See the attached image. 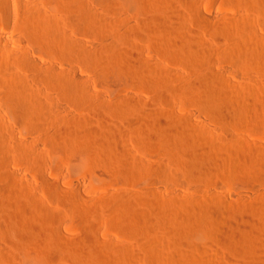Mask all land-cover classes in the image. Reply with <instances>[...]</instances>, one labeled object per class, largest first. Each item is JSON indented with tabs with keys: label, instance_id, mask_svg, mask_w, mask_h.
<instances>
[{
	"label": "rangeland",
	"instance_id": "374dc122",
	"mask_svg": "<svg viewBox=\"0 0 264 264\" xmlns=\"http://www.w3.org/2000/svg\"><path fill=\"white\" fill-rule=\"evenodd\" d=\"M169 1L170 0H165V1L164 0H159V1L157 0H119L120 3L118 5L120 8H118V10H120L121 12H119L118 14H116L115 12L117 9L115 11L112 9V13H111L110 11L111 8L109 9L108 7H106L103 4V0H84L83 1L87 5L86 8L87 9L89 8L92 10L90 12L89 10L87 11L90 14H93V15L95 14L96 16H98V18L101 21L103 20L104 23L107 22L110 25L111 24L113 25L112 22L115 21V24H114L115 27L113 26L115 29L112 27V25L108 27L107 26L108 24H105L106 26L104 25L103 27H101L102 31L103 29H105L104 30L105 33L101 34L100 33L101 31H99L98 33L95 32L97 33L95 37V33L91 32L92 35L94 34L92 36L90 34V30L87 27H85L80 33L74 34V36L75 37L79 36V38L80 36H82V39L81 38L80 39L82 40V42L86 41L83 43L85 47L89 49L90 51L93 47L90 45H95L96 47V45H98L99 42H102V40L105 44L106 42L108 43V41H104L103 39V38L106 39L107 36L110 35L106 31L111 30L113 32L115 30L114 32L118 33V39H119L118 44L120 45L121 43V46L116 47L114 53L116 56L119 55L118 53L122 49H117V48L122 47L123 48L122 51H124L123 53L125 54V50H126L127 56L126 54L124 55L120 53V55L122 54V56L119 55L118 57H116L117 58V60L115 59L116 62L114 60V62L112 63L114 66L111 64L110 66L107 67L109 71L106 67L100 68L98 70L99 67H96L95 64H92V62L89 59H86L87 61L85 60L88 64H86L85 61L83 62V65L84 64L85 65L82 68L84 69L81 68L82 71L79 70L77 74H79L81 78L83 77L82 79H84L86 83L89 84L88 86L90 87L89 88L87 86L88 90H90L89 91L90 94L88 93L87 95H90L91 97L86 96L84 98L85 100L81 98L82 100L77 99L78 102L75 99L74 101L66 100L68 101L66 102L65 100L62 99V97L60 98L59 94L58 95L56 94L57 92L55 93V91L51 89H48V90L46 89L44 90L45 92L42 90V93H44L43 95L44 96L47 95L46 97H48L49 99L58 98L57 101L60 106L59 107V117L62 121L56 117L57 120L59 119L58 121L56 120L59 124L58 123L55 124L56 121L54 122L56 129L61 128L58 130L60 131L63 130L62 132L64 133L72 132V130L74 131L77 130L79 135L81 133L83 134V135L81 134L82 135L81 137L79 136L80 137L79 141L73 142L71 140L70 142V139L69 140L67 138L64 139L63 140L64 149H62V151L61 149L57 150V148H55L52 144L49 145L50 142H47L49 140L45 137L43 133L28 134L30 132H28L25 128L20 127L18 129L13 124V115H12L13 113L11 111L13 110L12 108L13 106L8 101L6 103H2V101L3 102L6 101V99L4 98L6 94V90L2 85H0L2 87V88L0 87L2 89V90L0 89V128L3 127V129L1 128L2 131L0 129V132L3 135V138L5 136V139L3 140H6V141L8 140L7 141L8 143L6 141H3L5 145L4 144L0 145L2 148V150L0 149L1 150L0 157L2 158V160L1 158L0 160L3 161V163L1 162L2 165L0 164V179H1L0 186L2 185L7 186V187L5 186L7 188L6 189L7 194L10 192V195H12L10 196L11 199L13 198L14 195L12 194L13 191L11 188H9V186L13 188L16 182L18 184V185L16 184V186H18V189L21 187L22 184L27 186L26 187L22 185V187H24L23 188L24 192H26L25 194L26 197L24 196V197H21L20 199V202L22 201V203L16 202L15 204L10 206L12 208L8 207L7 205V208H8L7 210L10 212L14 220L17 230L19 231V235H22V237L27 238L31 230L34 231L33 229L35 226L37 229L41 231L43 230L42 234L46 235L45 236L46 238L41 239V237H39V238L33 239L34 241L31 240V243L28 242L29 243L28 245L26 243L25 246L26 245L27 246L24 247L23 250H20L15 247V243H16L15 236H13L5 228H4L5 231H3L2 229L3 226H2V228L0 229L1 232L3 231L2 234L0 232V241H1L0 242V264H119V263L120 264H136V263L137 264H164V263L172 264L170 262L171 259L170 260L168 259L172 257L173 253L176 254L179 251L177 250V248L181 249L182 247H184L187 249L189 245V241H190L189 238H191L187 234V230L188 232H190V223H191L190 221L192 219H190L189 221L190 223H189L188 222L189 218L186 220L187 216L186 214H184V211L181 209V207H179V205L177 204L172 205V202H175V201L178 202L177 198L179 199L181 197L182 199L183 197L191 198L196 203L194 204V206L195 205L196 206L195 207L193 206V207L196 208L198 206V208L194 210L198 212L197 210L200 209L198 213H200L201 216L203 215L202 217L209 216L208 217L209 220L210 219L212 220V216H213L214 220L212 221H216L215 214L217 212L218 213L225 212L224 214L219 215L224 220V221L221 220L219 224H220V227H222L221 231L225 230L224 232L226 233L228 232L231 233L234 230V228L235 230L238 229V226L241 227L243 223L247 222L248 220L252 221V218H255V217H252L253 214H256V212L259 214L261 212L259 210L264 209V200H263L264 199V158L259 157V156H263L264 154V118H263L264 117L263 116L264 114L263 113L264 112V99H263V96H264V89H263L264 88V84H263L264 67H261L264 64L260 63L263 65L259 66L260 64H258V62L257 63L255 62L256 65L252 63L251 65L248 64L247 66H243V68L237 67L235 65L236 63L233 62L234 59L232 57L229 58L228 54L226 55L227 52L225 53L223 51L224 50L223 48H225L226 50V46L229 43L231 44V46H233V42H235L238 39L236 37H239L241 32L245 35V32H243L245 30H241L242 27L238 25V23L243 20L249 21V23L251 22L253 24L252 27H255L256 29L252 28L251 32L253 31V33H250V34H253V37H256V38L258 37V39L260 37L259 40L261 43L262 41L261 39L264 38V17H263L264 16L263 15L264 14L263 12L264 11V2H263L264 0H262V3H261V0H252L254 1L252 2L253 6L250 5L251 1L249 0H175L176 2L174 0H171L170 2ZM55 2H56L55 0H44V3L43 5L40 6L39 10L45 11L46 15L50 13L51 15L56 14L54 15V17L55 16L58 17L62 14V12L57 2L56 3ZM174 2L175 4L173 5ZM27 3H29L28 0H4L0 2V37H1L0 39H2L3 41H5L6 43L10 45L13 41L18 39L19 35L21 37H24V39L26 38L23 31L21 30L22 28H24L23 27L24 25H21V23L23 22L25 23L24 15L26 13L25 6L27 5ZM154 3L156 6L154 5ZM159 4H161L162 6ZM121 7H123V9ZM138 7L140 10L138 9ZM144 8H146V10ZM113 11L115 12L116 15L114 14ZM100 15H101V18H100ZM162 15L164 17V20L167 18L166 19L167 21H164L162 19ZM52 16H48V17H52ZM168 16H170V18ZM183 16H185L184 17L185 21H183L184 20ZM116 17H119L120 19L118 20V18ZM241 17H243L242 18L243 20L241 19ZM214 18H217V19H214ZM104 19L106 21H104ZM116 19L118 20L117 23L119 25L116 23L117 21ZM169 19H172V20H169ZM121 20H123L122 26H121V23H119V21ZM252 20L254 23L252 22ZM169 21H172V22L169 23ZM124 24H127V25H124ZM137 24H139L138 25L139 30H138ZM156 24L158 26L161 25L163 28L161 26L157 27ZM166 24L168 26H166ZM147 26L148 27L152 26V27L148 28ZM181 26L184 28H182ZM153 28L155 29L158 28L157 30L159 34H156L157 30ZM170 28L173 30V32L171 31ZM20 30H21V34L19 32ZM87 30L89 33L87 32ZM160 30H162V32H160ZM165 30L171 34H168ZM85 31L88 35L83 33ZM128 31H132V32H128ZM163 31H165L166 34ZM174 31H177V32L174 33ZM237 33H238V36H236ZM242 33H241V36H243ZM122 34H124L125 36ZM144 34L145 35L148 34L147 35L148 38H146ZM177 34L178 35L182 34L183 36H185L186 39L188 36L189 41L190 40L192 41L191 44L193 43L192 44L193 46L196 43L195 47L200 46V45L201 46L205 45V47L211 46V48L213 46L214 47L220 46V48H222L223 50L220 48L219 50H217L218 48L216 49L215 47V49L219 53H215L214 48H212L210 52L208 51V53H210L209 54L210 58L209 56H207L206 58V61H207L206 63L208 65L207 67H205V69L204 67H202L201 69V66L197 65V63L195 65L193 61L191 63L189 56H187L189 54H187V52L183 50L182 47H179L180 49L177 47V43L182 44L179 38H177L178 37ZM173 35H177V37L175 36L176 38L174 39ZM141 36L142 37L144 36L143 39ZM165 36H166V39H163ZM250 36L247 35V37H250ZM150 37L153 38L154 40L153 39L151 40ZM202 38H204V40H202ZM235 38L236 40H234ZM155 39L158 42H154ZM176 39H178L179 42ZM25 40H29V39L26 38ZM95 40L98 42V44L96 43L94 44V42H96ZM175 40L177 41V43ZM230 40L232 41V43ZM171 42L173 43L175 42V43L171 44ZM27 44H28V47L31 48L30 50L33 51L34 55L41 53L39 54V56L41 57L43 55L41 57L42 59L45 58V60L47 59V61H52L53 63H55V60L50 53H48L45 50H44L45 52H43V50L40 49L35 44L32 45V42L30 40L29 42L27 41ZM261 45H264V39ZM261 47L259 45L258 48L261 49ZM262 48H264V46ZM176 49H178L180 53H178ZM116 51H117V54H116ZM130 51L131 52L134 51V52L130 54L131 53ZM175 51H177L176 54H175ZM184 52L186 53L184 54ZM134 54H137L138 56ZM136 56H137L136 58L137 60L135 59ZM119 57L120 58L122 57V59H120ZM130 57L132 59L134 58L133 59L134 61L130 59ZM118 59H120V61L122 60L123 62L121 61L122 62L121 63L120 61H118ZM125 60L127 63L124 62ZM140 60L141 62H139ZM131 62L133 63L132 65H134V62L136 63L134 67H137V64L139 65L140 63H143L145 66L143 68L149 69V70L147 69V71H150V69H152L150 68L152 65L154 71L161 73V74L159 73L160 75H158V77H160L161 75L163 76V74L165 73L164 78H162V76L161 78H159L161 79L160 81H162V79L164 81L161 82L162 84L160 82L158 84L157 80L155 79L156 77H154V75H157L158 73L153 72V70H152L153 73L148 72V74L150 73L153 74L152 76H150V78L148 77L149 75H146L147 71L144 69H143L144 71L143 74L145 75L141 74L140 70H139V74L138 72H135V73L134 71L131 72L130 68L129 70H128V67L126 68V66L131 64ZM145 62L146 63L148 62L149 64L147 68H146L147 65ZM88 65H90L92 68L90 66L88 67ZM155 65H157L158 67L160 66L159 68L161 69L157 68ZM227 65L229 67H227ZM120 66H123V67L121 68ZM233 66H235L236 68H233ZM245 68H249V69L246 70ZM235 69L238 70V73L236 71L234 72ZM239 69H242L244 73L242 71L239 72ZM204 71H205V75L208 74V71H212L214 73L218 72L219 74L222 75V77L224 75L225 78L224 77L223 78L226 79L227 82L228 81L230 82V83L226 82L227 85L230 84L229 88L233 87L232 92L236 93L234 95L237 98L235 96L232 97L233 95L232 92H231L232 98L230 97V95H227L230 97V98L228 97L226 98L229 100V103H228V100H226L225 98L221 97L224 99V100L223 99L221 100V98L219 97L220 102L224 101L223 107H224V114L226 113L225 117L227 115L229 116V117L227 116L228 118L226 117L228 120L226 119V121L224 122L216 121L212 116H210L206 112L203 113V111L196 105V103H194L192 99L190 101L189 97L186 98L185 96L186 99L184 98V95H183L184 88L189 83L193 82L194 79L196 81L197 79L204 77L205 76ZM237 74L240 76V78L238 77ZM149 79L152 82H153V79L156 81V82L155 81L153 82V84L155 83L154 85L157 84L156 87L155 86L153 87ZM242 81L245 84L241 83ZM260 82H262V84ZM235 83H236V88H235ZM253 84L255 86H253ZM239 87L240 88L242 87V88L240 89ZM178 89L181 91H179ZM256 92L258 93V96ZM1 93H2V96H1ZM124 97L125 98L127 97V99L131 97L129 101L133 103L135 100L136 103H133L127 106V108L125 109L126 113L123 112L124 113L123 115L120 111L121 105H122L120 103ZM97 98H100V99H97ZM95 99L99 101L97 102ZM188 99L191 103H189ZM247 99L249 100L248 102H251V103L249 104L247 102L246 108H245L246 113L245 111L243 112V114L242 112H240L241 115H239L240 114L239 107L241 106V103ZM258 101L260 102L258 103ZM65 102H66V105H65ZM71 102L73 103V105ZM75 104H76L75 106L76 108L74 107ZM258 104L261 108H259ZM118 105H120V107ZM109 106L112 108H110ZM25 107H23V109ZM259 111L260 113L262 112L261 114L262 118H260V116H258L259 118L257 117V115H259L258 113ZM102 112H104L105 114ZM119 112H120V115H119ZM228 112H230L229 113L230 115L228 114ZM255 112L257 113V115L255 114ZM249 113H250V117H249ZM103 115H106V116H103ZM98 116L102 118L100 117L98 118ZM131 116L133 117L131 118ZM238 116H239L240 121L237 120ZM231 117H232V120H231ZM86 118H87V121L85 120ZM243 118L244 120H241ZM81 119H84L86 122H88L87 124L85 123L88 126L85 127L86 130L82 129L79 131L80 127L78 128L77 126L79 125H76V123L79 124L78 121ZM53 120L55 119H52V121ZM84 120L79 121L80 124H82L81 122H83L84 124L85 122ZM137 120L138 121L140 120V121L138 122ZM260 120L261 122H259ZM89 122H92V123L90 124ZM145 122H147L148 124ZM129 123H130V127L128 125ZM52 124L50 123L49 126H51ZM70 125L76 126L77 129H72L75 127L71 126L72 127L71 128ZM96 126L100 127V128L98 127L100 131L99 129L96 130L97 129ZM105 126L107 127V129ZM87 130H89V132ZM114 130L116 132H114ZM107 132H109L111 135ZM11 133L14 135H11ZM94 133H96V136ZM98 133L101 134V136L99 137L101 139L99 140H101L100 144L102 145L95 146V144L93 145V143H95L96 138L100 135V134L97 135ZM104 133H105V136L103 135ZM8 135H10V139H13L15 143L13 140H9V137H7ZM43 135L44 137H42ZM86 135H89V136L86 137ZM207 136L208 138H206ZM38 137L39 139L41 137L39 141L40 143L38 142L39 140ZM90 137L92 138V140ZM81 138H84V139H81ZM25 140L33 144L35 143L37 144V142L39 143L38 149L42 151L41 153L43 154L42 156L43 159L41 158L42 161L35 159L33 163L32 162L27 163L28 161L20 154L19 149L16 144V142H24ZM87 140H89L90 142L89 141L87 142ZM204 140L206 141V143ZM10 141L11 142L13 141V142L11 143ZM74 143L76 144L74 145ZM90 145L91 146L93 145V148L98 147L95 149L94 153L91 151L92 148L89 147ZM240 150L242 151L238 152ZM256 150H260L259 151L260 153L256 154L257 152ZM86 151L88 153H86ZM187 151L190 154H188ZM190 151L191 152L193 151V152L191 153ZM203 152H205V154L203 155L204 158H208L207 161L210 164L209 166L210 169L208 170V172L199 174L196 177H192V176L185 177L183 178L184 181L182 179L180 182L179 181L176 182L175 177H173L174 172L172 170L175 169V165L177 167V164H178L177 161L191 160V158L187 157L188 155H191L190 157H193L195 156L196 153H199L200 155L201 153L203 154ZM207 153H208V156L206 155ZM61 154L63 156H61ZM92 154L94 155L91 156ZM97 154L99 157L97 156ZM186 154H188L186 156L187 159L186 157H184ZM202 154L200 156H202ZM89 155L91 156V158L89 157ZM237 157L239 158L242 157L241 159L242 161ZM21 158L23 159V161L21 160ZM24 159L26 161H24ZM237 160L241 163H238ZM12 173L14 177H16L15 176L16 174L17 176H19L21 180H19V178L16 177L14 180L15 181L16 179L18 180L16 182L12 181L13 178H10ZM7 176L8 178H6ZM170 176L172 177L170 178ZM9 180L11 182H9ZM20 181L23 182L21 185H19L18 183ZM56 183H57L56 186L61 188L63 191L62 190L58 191L55 189L54 184ZM76 190L80 193L82 198L80 197L78 198V196L77 198L76 197L73 198L74 196H72V198L75 199V200H72L71 198H69V195H67L66 193L69 192L71 196V193H75ZM21 191L23 192V190ZM21 191L20 193L23 196L24 192L22 193ZM35 198H36V201L34 200ZM32 199L34 200V202H32ZM115 199H116V202H114ZM38 200L40 202L39 204L37 202ZM125 201L127 204L131 206V210H132V211L130 210L131 213H129V210L127 211L126 208L121 207L123 206V203L126 204ZM109 203H111V205ZM120 203L122 205H119ZM225 203L226 205H222ZM238 203L240 205L244 204L243 207L245 206L246 208L244 209L246 210V214L243 209L241 210V208L235 211L233 210V206H235ZM33 204L36 205L35 206L36 208L34 207ZM114 204L116 205L114 206ZM258 204H260L261 206H259ZM24 205L27 207H24ZM117 206L119 207L116 208ZM176 206L179 208H177ZM120 207L121 209L123 208L122 210L124 214H122V211L119 210ZM159 207L161 208L163 207V209ZM170 207L172 209H170ZM224 207H225V210H224ZM37 208H39L38 210H36L37 212L39 211L38 214L35 213V211H33L34 209H37ZM116 209L118 210L115 212ZM124 209L126 211H124ZM230 209H232L233 212ZM112 210H114V212ZM162 210H165V212ZM173 210H175V212ZM249 210L252 212H250ZM0 211H2V209H0ZM149 211H150V214H149ZM202 211L204 214H202ZM132 212L135 214H133ZM159 212L164 213V214L166 212L167 213L166 215L161 214L159 216L160 214ZM177 212L179 214H177ZM137 213H138V216H136ZM142 213L151 218L150 219H147L149 217L145 218L146 216H144ZM247 213L248 214L251 213L250 214V216L252 215L251 218ZM1 214L2 212H0V215ZM31 214H32V217H31ZM183 214L185 216L184 221H183ZM244 214L248 216H245ZM55 215L56 217L54 218ZM139 215L140 217H144V218L142 219L139 218ZM223 215L225 216V218H223L224 217ZM226 215L228 216L226 217ZM145 219L147 220V223L143 221ZM140 221H142L143 223L142 222L140 223ZM182 221L186 222L187 224L189 223V225H184L186 223H183ZM195 221L196 220H194V222ZM241 221H242V225H240ZM91 222L92 224L93 223L94 224L92 225ZM194 222L191 223V225H193ZM202 222H204V220H202ZM179 224L181 225L183 229L180 228ZM154 226L155 227L157 226L156 230ZM186 227L188 228L186 229ZM217 227H219V225H217ZM53 230L55 231L53 232ZM263 231H264V228H263ZM260 234L261 235H257L259 236L256 241V243L258 242L256 244L258 246H255V247L256 249L258 247L260 248L258 249L260 251L258 253L256 252L257 255L261 252L262 253L259 254L261 256H256V258L258 259L261 257L262 258L261 260H264V253H263L264 251V236H263L264 232L263 233L261 232ZM174 235H175V238H173ZM183 236L184 238H182ZM147 237H149L148 240H147ZM93 238L95 239V242L92 240ZM193 238H191V240L195 241L193 243H195L197 249H200V253H202L200 256L199 253H197L199 250H197L196 256L197 257L199 256L201 260L203 259L204 264L205 262L207 264L208 261H209L208 264H227V262L228 264H231V263L237 264L236 263L237 261L239 264L241 261L246 259V258H241L244 256L245 252L247 254L248 250L251 252L252 249H254L252 253L254 251H257L255 250V247L253 246V244L251 245L250 243L249 245L248 242L246 243L249 246H247L245 242L243 243L240 242L243 244V246L242 244L241 246L238 244L240 247L238 248L241 251L239 249L230 251L223 245V243L221 244V241L219 242L220 239L219 240L215 239V236H214V239H211L213 238V236H208L206 238L202 236H198V237H195L194 239ZM170 247H173V248L171 249ZM182 250H185V249L182 248ZM166 251L169 253H167ZM242 251H244L243 255H240ZM239 252L241 253L239 254ZM166 253L167 255L165 256ZM120 258L122 259V261ZM259 261L260 260L258 259V263H260Z\"/></svg>",
	"mask_w": 264,
	"mask_h": 264
},
{
	"label": "bare ground",
	"instance_id": "6f19581e",
	"mask_svg": "<svg viewBox=\"0 0 264 264\" xmlns=\"http://www.w3.org/2000/svg\"><path fill=\"white\" fill-rule=\"evenodd\" d=\"M1 1H4V0H0V2ZM56 2H57V4L59 5V7H60V9H61V12H62V14L61 13H59V14H61L60 16H55L54 17V15H56V14H50L49 12V14H45V11H42V10H39V8H40V6L41 5H43V3H44V0H28V2L29 3H27V5L25 6V8H26V13H25V15H24V21H25V23L23 24V23H21V25H24L23 27L24 28H22L21 30L23 31V33H24V35L26 36V38H28L31 42H32V45L33 44H35V45H37L40 49H42L43 50V52H45V51H47L48 53H50L52 56H53V58H54V60H55V63H53L52 61H47V59L45 60V58H41L40 56H39V54H41V53H39V54H37V55H34V53H33V51L32 50H30L31 48H29L28 47V44H27V41L29 42V40H25L24 39V37H21L20 35H19V37H18V39H16L15 41H13L12 43H11V45L10 44H8V43H6L5 41H3L2 39H0V72H1V74H0V85H2L4 88H5V90H6V94L5 93H3V94H5V96H4V98L6 99V101L5 102H3L2 101V103H6L7 101L10 103V104H12V108H13V110H11L12 111V115H13V124L19 129L20 127H23V128H25L28 132H30V133H28V134H31V133H38V134H40V133H43L44 135H45V137L49 140V141H47V142H50V144L49 145H53L55 148H57V150L58 149H61V151H62V149H64V139H70V142H71V140L74 142V141H79V139H80V137L83 135L82 133V135L80 134L79 135V133H78V131L77 130H72V132H67V133H64V132H62L63 130H58V129H61V128H58V129H56V127H55V124L56 123H58L57 121L60 119V117H59V103H58V101H57V99H49L48 97H46L47 95H43L44 93H42V90L44 91V90H48V89H51V90H53V91H55V93L58 95H60V98L62 97V99L63 100H68V101H74V99L77 101V99H84L86 96H90V95H87L88 93H89V91L90 90H88V88H87V86L89 85V84H87L86 83V81L84 80V79H82L81 77H80V75L79 74H77V72L79 71V70H81V68L85 65H83V62L86 60V59H89L91 62H92V64H95V66L96 67H99L98 68V70L100 69V68H104V67H108V66H110L113 62H114V60L116 59L117 60V58L116 57H118L119 55H120V53H122V54H124L123 52L124 51H122L123 50V48L122 47H119V48H117V49H122L118 54L119 55H115V53H114V51H115V48L116 47H118V46H121V43H120V45L118 44V42H119V39H118V33H115L114 31L112 32L111 30L110 31H106V32H108V34H110L109 36H107V38L105 39V38H103L104 39V41H108V43L106 42V44L103 42V40H102V42H99V44H98V42L96 41V42H94V44L96 43V44H98V45H96V47H95V45H90V46H93L92 47V49H91V47H90V51H89V49H87L86 47H85V45H84V43L83 42H86V41H83L82 42V36H80V38H79V36L78 37H75L74 36V34H77V33H80L85 27H87L89 30H90V34H91V32H99V31H101L100 33L102 34H104L105 33V29H103V31H102V28L101 27H103L105 24H108L107 26L109 27V26H111L109 23H104L103 22V20L101 21L99 18H98V16H96L95 14L93 15V14H90L89 12L90 11H92L91 9H87L86 7H87V5L82 1V0H55ZM157 1H159V0H157ZM165 1V0H164ZM171 1V0H170ZM169 1V2H170ZM175 1V0H174ZM249 1H251V4L250 5H252V2H254V1H252V0H249ZM248 1V2H249ZM55 2V3H56ZM143 2V1H142ZM153 2V1H152ZM161 2H163V1H161ZM160 2V3H161ZM167 2V1H166ZM165 2V3H166ZM176 2V1H175ZM175 2L173 3V5L175 4ZM264 2V1H263ZM120 2H119V0H103V4L106 6V7H108L109 9H110V11H111V13H112V9L115 11L116 9V14H118L119 12H121L120 10H118V8H120L119 7V4ZM159 3V2H158ZM168 3V2H167ZM166 3V4H167ZM261 3H262V0H261ZM260 3V4H261ZM3 4V3H2ZM139 4V3H138ZM143 4V3H142ZM157 4V3H156ZM171 4V3H170ZM170 4H168V5H170ZM259 4V5H260ZM121 5V4H120ZM150 5V4H149ZM154 5H155V3H154ZM159 5H161V4H159ZM248 5V4H247ZM249 5V6H250ZM257 5V4H256ZM255 5V6H256ZM144 6V5H143ZM151 6V5H150ZM156 6V5H155ZM158 6V5H157ZM162 6V5H161ZM165 6V5H164ZM248 6V7H249ZM253 6V5H252ZM168 7V6H167ZM177 7H179V6H177ZM251 7V6H250ZM249 7V8H250ZM257 7V6H256ZM261 7V6H260ZM122 9H123V7H121ZM148 8V7H147ZM150 8V7H149ZM263 8V7H262ZM108 9V10H109ZM138 9H139V7H138ZM145 10H146V8H144ZM158 9V8H157ZM168 9V8H167ZM256 9V8H255ZM87 10H89V12L87 11ZM106 10V9H105ZM140 10V9H139ZM176 10V9H175ZM174 10V11H175ZM104 11V10H103ZM113 11V12H114ZM251 11V10H250ZM256 11V10H255ZM262 11V10H261ZM43 12V13H42ZM109 12V11H108ZM115 12H114V14H115ZM197 12V11H196ZM198 12H200V11H198ZM254 12V11H253ZM264 12V11H263ZM47 13V12H46ZM94 13V12H93ZM167 13V12H166ZM176 13V12H175ZM181 13V12H180ZM182 13H183V11H182ZM45 14V15H44ZM58 14V15H59ZM115 14V15H116ZM171 14V13H170ZM208 14V13H207ZM99 15V14H98ZM182 15V14H181ZM254 15V14H253ZM264 15V14H263ZM48 16H52V17H48ZM167 16V15H166ZM176 16V15H175ZM174 16V17H175ZM178 16V15H177ZM201 16V15H200ZM135 17V16H134ZM169 18H170V16H168ZM184 17L185 16H183V19H184ZM203 17V16H202ZM207 17V16H206ZM247 17V16H246ZM264 17V16H263ZM100 18H101V15H100ZM116 18H118V20L120 19L119 17H116ZM160 18V17H159ZM177 18V17H176ZM201 18V17H200ZM204 18V17H203ZM220 18V17H219ZM243 17H241V19H242ZM245 18V17H244ZM151 19V18H150ZM162 19L164 20V17H163V15H162ZM167 19V18H166ZM164 20V21H167V20ZM179 19H181V18H179ZM214 19H217V18H214ZM229 19V18H228ZM233 19V18H232ZM117 20V19H116ZM118 20L116 21V23L118 22ZM136 20V19H135ZM155 20V19H154ZM158 20V19H157ZM169 20H172V19H169ZM178 20V19H177ZM205 20V19H204ZM212 20V19H211ZM243 20V19H242ZM254 20V19H253ZM253 20H252V22H253ZM104 21H106L105 19H104ZM122 21L123 20H121V21H119V23H121V26H122ZM146 21V20H145ZM156 21V20H155ZM159 21H160V19H159ZM174 21H176V20H174ZM182 21V20H181ZM183 21H185V19L183 20ZM218 21V20H217ZM141 22V21H140ZM139 22V23H140ZM157 22V21H156ZM163 22V21H162ZM172 21H169V23H171ZM209 22V21H208ZM113 23V25H112V27L114 26V24H115V21L114 22H112ZM138 23V22H137ZM148 23V22H147ZM146 23V24H147ZM165 23V22H164ZM169 23H167V24H169ZM237 23V22H236ZM254 23V22H253ZM118 24V23H117ZM136 24V23H135ZM161 24V23H160ZM166 24V26H168ZM184 24V23H183ZM211 24V23H210ZM218 24V23H217ZM232 24V23H231ZM263 24V23H262ZM119 25V24H118ZM124 25H127V24H124ZM124 25H123V27H124ZM139 24H137V26H138ZM150 25H152V24H150ZM155 25V24H154ZM157 25V24H156ZM206 25V24H205ZM238 25L240 26V27H242V29L241 30H245V31H243V32H245V35L242 33V35L243 36H241V33H240V36L239 37H236V38H238L237 40H236V38L234 39V40H236L235 42H233V46H231V44H230V46H229V44L226 46V50H225V48H220V46L219 47H217V46H215L216 47V49L217 50H219V48L220 49H222L225 53H226V55L228 54V56H229V58L230 57H232L233 59H234V61L233 62H235L234 64L237 66V67H242L243 68V66H247L248 64L249 65H251L252 63L253 64H255V62L257 63L258 62V64H260V63H263L264 64V48H262L264 45H261V43H262V41H263V39L264 38H262L261 40V43H260V37H259V39H258V37L256 38V37H253V34H250V33H253V31L251 32V30H252V28L254 29L255 27H252L253 26V24L250 22L249 23V21H241V22H239L238 23ZM258 25V24H257ZM106 26V25H105ZM117 26V25H116ZM120 26V27H121ZM161 26V25H160ZM160 26H158L157 25V27H160ZM174 26V25H173ZM183 26V25H182ZM181 26V27H182ZM185 26H186V24H185ZM203 26V25H202ZM219 26V25H218ZM234 26V25H233ZM115 27V26H114ZM113 27V28H114ZM119 27V26H118ZM129 27V26H128ZM148 27V26H147ZM146 27V28H147ZM152 26H149L148 28H151ZM155 27V26H154ZM162 27V26H161ZM164 27H165V25H164ZM170 27H171V25H170ZM175 27V26H174ZM173 27V28H174ZM178 27V26H177ZM180 27V28H181ZM222 27V26H221ZM227 27V26H226ZM258 27V26H257ZM122 28V27H121ZM135 28V27H134ZM163 28V27H162ZM168 28V27H167ZM182 28H184V27H182ZM217 28V27H216ZM223 28V27H222ZM239 28V27H238ZM24 29V30H23ZM109 29V28H108ZM115 29V28H114ZM116 29H118V28H116ZM120 29V28H119ZM136 29H137V27H136ZM153 29H155V28H153ZM158 29V28H157ZM157 29H155V30H157ZM160 29V28H159ZM171 29V28H170ZM221 29V28H220ZM256 29V28H255ZM258 29V28H257ZM21 30L19 31L20 32V34H21ZM129 30V29H128ZM138 30H139V26H138ZM233 30V29H232ZM236 30V29H235ZM125 31V30H124ZM154 31V30H153ZM166 31V30H165ZM165 31H163L164 33H165ZM169 31V30H168ZM171 31L173 32V30L171 29ZM87 32H88V30H87ZM111 32V33H110ZM128 32H132V31H128ZM146 32H148V31H146ZM157 33L156 34H159V32H158V30L156 31ZM160 32H162V30H160ZM167 32V31H166ZM175 32H177V31H174V33ZM238 32V31H237ZM83 33H85L86 35H88L87 33H86V31L85 32H83ZM89 33V32H88ZM97 33H95V37H96V35H97ZM120 33V32H119ZM139 33V32H138ZM142 33V32H141ZM168 34H171V33H169V32H167ZM235 33V32H234ZM254 33H256V32H254ZM127 34V33H126ZM143 34V33H142ZM151 34V33H150ZM149 34V35H150ZM161 34V33H160ZM166 34V33H165ZM191 34V33H190ZM195 34V33H194ZM248 36H250V35H252V36H250V37H247V35ZM250 34V35H249ZM79 35V34H78ZM92 35V34H91ZM94 35V34H93ZM92 35V36H93ZM99 35V34H98ZM122 35H124V34H122ZM121 35V36H122ZM148 35V34H147ZM147 35H145L144 34V36L146 37V38H148V36ZM153 35V34H152ZM178 35V34H177ZM177 35H173L174 36V39L177 37ZM105 36V35H104ZM125 36V35H124ZM130 36V35H129ZM133 36V35H132ZM140 36V35H139ZM139 36H137V37H139ZM143 36V37H144ZM169 36V35H168ZM176 36V37H175ZM180 36V37H179ZM233 36V35H232ZM236 36H238V33H237V35ZM259 36V35H258ZM21 37V38H20ZM94 37V38H95ZM98 37V36H97ZM123 37V36H122ZM142 37V36H141ZM141 37H140V39H141ZM143 37H142V39H143ZM198 37V36H197ZM1 38V37H0ZM84 38V37H83ZM99 38V37H98ZM132 38V37H131ZM135 38V37H134ZM151 38V37H150ZM153 38H154V36H153ZM153 38H151V40L153 39ZM156 38H157V36H156ZM169 38V37H168ZM177 38H179V40H180V42L182 43V44H178L177 43V41H178V39H176L175 41H176V43H177V47L179 48V47H182V49L183 50H185L186 52H187V54H189V55H187V56H189V58H190V60H191V63H192V61H193V63H194V65L197 63V65H200L201 66V69H202V67H204V69H205V67H207V61H206V58H207V56H209V54L210 53H208V51L210 52L211 51V49L212 48H214V50H215V53H219V52H217V50L215 49V47L213 46L212 48H211V46L210 47H205V45H203V46H196L195 47V45H196V43H195V45L193 46L192 44H191V40L189 41V38H188V36H187V39L185 38V36H183L182 34H180V35H178V37ZM201 38V37H200ZM85 39V38H84ZM108 39V40H107ZM133 39V38H132ZM163 39H166V36L163 38ZM162 39V40H163ZM173 39V38H172ZM173 39V40H174ZM154 40V39H153ZM158 40H159V38H158ZM169 40V39H168ZM201 40V39H200ZM202 40H204V38H202ZM232 40V39H231ZM230 40V41H231ZM101 41V40H100ZM195 41H196V39H195ZM217 41V40H216ZM233 41V40H232ZM232 41H231V43H232ZM125 42V41H124ZM132 42V41H131ZM154 42H158V41H156V39H155V41ZM161 42H163V41H161ZM166 42V41H165ZM179 42V41H178ZM206 42V41H205ZM211 42V41H210ZM10 43V42H9ZM133 43V42H132ZM135 43V42H134ZM153 43V42H152ZM167 43V42H166ZM175 43V42H174ZM173 42H171V44H174ZM198 43V42H197ZM255 43V44H254ZM87 44V43H86ZM92 44V43H91ZM157 44V43H156ZM210 44V43H209ZM214 44V43H213ZM260 45V47H261V49H259L258 47H259V45ZM132 45V44H131ZM168 45V44H167ZM180 45V46H179ZM182 45V46H181ZM130 46V45H129ZM135 46V45H134ZM173 46V45H172ZM176 46V45H175ZM253 46H255V47H253ZM36 47V46H35ZM89 47V46H88ZM136 47V46H135ZM230 49H229V48ZM125 48V47H124ZM168 48V47H167ZM174 48H176V47H174ZM209 48H210V50H209ZM37 49V48H36ZM126 49V48H125ZM134 49V48H133ZM172 49V48H171ZM180 49V48H179ZM45 50V51H44ZM177 51H178V53H180L179 52V50L178 49H176ZM182 50V51H183ZM214 50H212V51H214ZM118 51V50H117ZM117 51H116V54H117ZM169 51V50H168ZM177 51H175V54H176V52ZM181 51V50H180ZM46 52V53H47ZM131 52V51H130ZM132 52H134V51H132ZM132 52L130 53V54H132ZM186 52H184V54L186 53ZM220 52H222V51H220ZM129 53V52H128ZM177 53V54H178ZM183 53V52H182ZM122 54L120 55V56H122ZM125 54H126V56H127V53H126V50H125ZM124 54V55H125ZM138 54V53H137ZM137 54H134V55H137ZM206 54H208V55H206ZM224 54V53H223ZM124 55H123V57H124ZM174 55V54H173ZM172 55V56H173ZM179 55V54H178ZM214 55V54H213ZM219 55V54H218ZM49 56V55H48ZM126 56H125V58H126ZM131 56V55H130ZM133 56V55H132ZM138 56V55H137ZM137 56L135 57V59L137 58ZM181 56V55H180ZM184 56V55H183ZM186 56V55H185ZM129 57V56H128ZM179 57V56H178ZM212 57V56H211ZM120 58V57H119ZM183 58V57H182ZM209 58H210V56H209ZM120 59H122V57L120 58ZM120 59H118V61H120ZM129 59V58H128ZM130 59H132L131 57H130ZM134 59V58H133ZM132 59V60H133ZM213 59V58H212ZM88 60V61H89ZM116 60H115V62H116ZM137 60V59H136ZM142 60V59H141ZM141 60L139 61V62H141ZM185 60V59H184ZM211 60V59H210ZM230 60H232V59H230ZM87 61V60H86ZM85 61V62H86ZM89 61V62H90ZM122 61V60H121ZM120 61V62H121ZM134 61V60H133ZM145 61V60H144ZM213 61V60H212ZM90 62V63H91ZM123 62V61H122ZM121 62V63H122ZM125 63H127L126 62V60L124 61ZM129 62H130V60H129ZM128 62V63H129ZM143 62V61H142ZM146 63V62H145ZM86 64H88L87 62H86ZM115 64V63H114ZM133 63L131 62V64H129V65H127L126 66V68L128 67V70H129V68L131 69V72L132 71H134V73L135 72H138V74H139V70H140V72H141V74H143L144 73V71H143V67H145L144 66V64L143 63H140L139 65L137 64V67H134V65H136V63L134 62V65H132ZM232 64V63H231ZM263 64H260L259 66H261V65H263ZM113 65V64H112ZM120 65H122V64H120ZM132 65V66H131ZM146 68L148 67V62L146 63ZM256 65V64H255ZM90 65H88V67H89ZM114 66V65H113ZM125 66V65H124ZM157 68H159L157 65H155ZM154 66V67H155ZM254 66V65H253ZM91 67V66H90ZM121 68L123 67V66H120ZM150 67V66H149ZM227 67H229L228 65H227ZM231 67V66H230ZM261 67H264V65L263 66H261ZM86 68V67H85ZM92 68V67H91ZM116 68H117V66H116ZM115 68V69H116ZM126 68H125V70H126ZM150 68H152V69H150V71H147V69H144V70H146L147 71V73H146V71H145V73H146V75H149L148 77L150 78V76H152L153 74H148V72H152V70H153V66L151 65V67ZM199 68V67H198ZM233 68H236L235 66H233ZM82 69H84V68H82ZM108 69V68H107ZM112 69V68H111ZM110 69V70H111ZM119 69V68H118ZM159 69H161V68H159ZM203 69V70H204ZM227 69V68H226ZM246 70H248L249 68H245ZM94 70V69H93ZM96 70H97V68H96ZM124 70V71H125ZM149 70V69H148ZM82 71V70H81ZM81 71H80V73H81ZM108 71H109V69H108ZM121 71H122V69H121ZM123 71V72H124ZM237 72L238 73V70H234V72ZM243 72V70L242 69H239V72ZM127 72V71H126ZM130 72V71H129ZM153 72H157V71H154L153 70ZM152 72V73H153ZM228 72V71H227ZM234 72H232V73H234ZM248 72V71H247ZM246 72V73H247ZM158 74L157 75H154V77H156L155 79L157 80V82H158V84H159V82L161 83V82H163L164 80L162 79V81H160L161 79H159V78H161V76L160 77H158V75H160L161 73L160 72H157ZM160 73V74H159ZM244 73V72H243ZM256 73V72H255ZM165 74V73H164ZM164 74H163V76H162V78H164ZM79 75V76H78ZM143 75H145V74H143ZM204 75H205V71H204ZM233 75V74H232ZM235 75V74H234ZM238 75V74H237ZM241 75V74H240ZM244 75H246V74H244ZM139 76V75H138ZM165 76H167V75H165ZM203 76V75H202ZM243 76V75H242ZM148 77H147V79H148ZM169 77V76H168ZM223 77H224V75H223ZM222 77V75L221 74H219L218 72L217 73H214V72H212V71H208V74H206L204 77H202V78H200V76H199V78L200 79H197L196 81H195V79H194V81L193 82H191V83H189L185 88H184V93L183 92H181V93H183V95H184V98H185V96H186V98L187 97H189L190 98V101H191V99L194 101V103H196V105L203 111V113L204 112H206L207 114H209L210 116H212L216 121H220V122H224V121H226V119L229 117L228 115V117L226 118L225 117V114H224V104H223V102H220V98L221 97H223V98H230L231 97V95H232V89H233V87H230L229 88V85H227V83H230L229 81L227 82L226 81V79H224ZM236 77V76H235ZM238 77L240 78V76L238 75ZM244 77H246V76H244ZM146 78V77H145ZM158 78V79H157ZM251 78V77H250ZM169 79V78H168ZM236 79V78H235ZM246 79V78H245ZM256 79V78H255ZM227 80H229V79H227ZM149 81L152 83V85H153V87L155 86L156 87V85H154L153 84V82L155 81L154 79H153V82L149 79ZM148 81V82H149ZM175 81H177V80H175ZM232 81V80H231ZM244 81V80H243ZM241 82V83H244V82ZM262 81V80H261ZM149 82V83H150ZM156 82V81H155ZM227 82V83H226ZM186 83V82H185ZM184 83V84H185ZM238 83V82H237ZM240 83V84H241ZM261 84H262V82H260ZM162 84V83H161ZM176 84V83H175ZM178 84V83H177ZM182 84V83H181ZM187 84V83H186ZM239 84V85H240ZM245 84V83H244ZM263 84H264V82H263ZM249 85V84H248ZM246 86V85H245ZM244 86V87H245ZM253 86H255L254 84H253ZM263 86V85H262ZM1 87V86H0ZM89 87V86H88ZM159 87V86H158ZM157 87V88H158ZM259 87V86H258ZM2 88V87H1ZM0 88V89H1ZM90 88V87H89ZM160 88V87H159ZM165 88V87H164ZM235 88H236V83H235ZM238 88V87H237ZM240 88V87H239ZM242 88V87H241ZM240 88V89H241ZM255 88V87H254ZM251 89V88H250ZM257 89V88H256ZM259 89V88H258ZM264 89V88H263ZM2 90V89H1ZM179 90V89H178ZM245 90V89H244ZM254 90V89H253ZM260 90H261V88H260ZM179 91H181V90H179ZM178 91V92H179ZM252 91V90H251ZM255 91V90H254ZM258 91V90H257ZM45 92V91H44ZM232 92V93H231ZM240 92V91H239ZM248 92V91H247ZM250 92V91H249ZM260 92H262V91H260ZM92 93V92H91ZM180 93V92H179ZM257 93V92H256ZM90 94V93H89ZM178 94V93H177ZM234 94H236V93H233V95H232V97H234L235 95ZM239 94V93H238ZM253 94V93H252ZM261 94H263V93H261ZM227 95H230V97L229 96H227ZM243 95V94H242ZM256 95V94H255ZM1 96H2V93H1ZM180 96V95H179ZM181 96H182V94H181ZM245 96H247V95H245ZM250 96V95H249ZM252 96V95H251ZM257 96H258V93H257ZM91 97V96H90ZM220 97V98H219ZM231 97V98H232ZM236 97V96H235ZM125 98V97H124ZM124 98H123V100L121 101V99H120V101H121V103L120 104H122L121 105V113L124 115V113H126L125 112V109L127 108V106H129L130 104H133V103H136V101L134 100V102L133 103H131V101H129L130 100V98L129 99H127V97L125 98V100H124ZM185 98V99H186ZM223 98H221V100L223 99ZM237 98V97H236ZM245 98V97H244ZM247 98H249V97H247ZM81 99V100H82ZM97 99H100V98H97ZM97 99H95L97 102L99 101V100H97ZM235 99V98H234ZM233 99V100H234ZM256 99V98H255ZM261 99H262V97H261ZM263 99H264V96H263ZM47 100H49V101H47ZM62 100V101H63ZM85 100V99H84ZM132 100V99H131ZM224 100V99H223ZM226 100H228V99H226ZM241 100H242V98H241ZM258 100V99H257ZM68 101H66V102H68ZM87 101V100H86ZM89 101V100H88ZM102 101V100H101ZM130 103H129V102ZM188 101H189V99H188ZM189 101V103H191ZM231 101V100H230ZM249 100L247 99V100H244L242 103H241V106L239 107L240 109H239V113L240 112H242V114H243V112L245 111V113H246V103L248 102ZM251 101H252V99H251ZM260 101H262V100H260ZM260 101H258V103L260 102ZM66 102H65V105H66ZM78 102V101H77ZM82 102V101H81ZM72 103V102H71ZM87 103V102H86ZM119 103V102H118ZM137 103H138V101H137ZM228 103H229V100H228ZM232 103V102H231ZM249 104L251 103V102H248ZM255 103H256V101H255ZM67 104H69V103H67ZM227 104V103H226ZM236 104H238V103H236ZM3 105V104H2ZM71 105V104H70ZM72 105H73V103H72ZM103 105H104V103H103ZM102 105V106H103ZM136 105V104H135ZM195 105V104H194ZM25 106H27V107H25ZM68 106V105H67ZM76 106V104L74 105V107ZM101 106V107H102ZM117 106V105H116ZM119 107H120V105H118ZM248 106V105H247ZM250 106V105H249ZM252 106H253V104H252ZM257 106V105H256ZM258 106H259V104H258ZM257 106V107H258ZM23 107H25V108H27V109H23ZM110 107V106H109ZM132 107V106H131ZM236 107V106H235ZM11 108V107H10ZM76 108V107H75ZM110 108H112V107H110ZM116 108H118V107H116ZM254 108V107H253ZM259 108H261L260 106H259ZM114 109V108H113ZM231 109V108H230ZM230 109H228V110H230ZM233 109V108H232ZM237 109H238V107H237ZM263 109V108H262ZM115 110V109H114ZM131 110V109H130ZM226 110V109H225ZM250 110V109H249ZM253 110V109H252ZM257 110V109H256ZM111 111H112V109H111ZM238 111V110H237ZM263 111V110H262ZM117 112H118V110H117ZM124 112V113H123ZM129 112V111H128ZM227 112V111H226ZM236 112V111H235ZM102 113H104V112H102ZM109 113H111V112H109ZM116 113V112H115ZM130 113V112H129ZM230 112H228V114H229ZM244 113V114H245ZM254 113V112H253ZM259 113V115H257V113L255 112V114L257 115V117L258 116H260V118H262V112L260 113V111L258 112ZM264 113V112H263ZM105 114V113H104ZM141 114V113H140ZM252 114V113H251ZM107 115V114H106ZM106 115H103V116H106ZM111 115V114H110ZM115 115V114H114ZM119 115H120V112H119ZM122 115V116H123ZM131 115V114H130ZM230 115V114H229ZM233 115V114H232ZM231 115V116H232ZM238 115V114H237ZM239 115H241V113L239 114ZM247 115H248V113H247ZM127 116V115H126ZM146 116H147V114H146ZM145 116V117H146ZM263 116H264V114H263ZM56 117L57 118H59L58 120L56 119ZM92 117V116H91ZM95 117V116H94ZM100 116H98V118H99ZM108 117V116H107ZM110 117V116H109ZM129 117V116H128ZM133 116H131V118H132ZM242 117V116H241ZM249 117H250V113H249ZM254 117V116H253ZM70 118V117H69ZM93 118V117H92ZM100 118H102V117H100ZM116 118H118V117H116ZM135 118V117H134ZM238 119L237 120H239V116L237 117ZM248 118V117H247ZM255 118H256V116H255ZM259 118V117H258ZM264 118V117H263ZM52 119H55V120H53L52 121ZM95 119V118H94ZM105 119V118H104ZM110 119V118H109ZM149 119V118H148ZM147 119V120H148ZM246 119V118H245ZM57 120V121H56ZM61 120V119H60ZM63 120H65V119H63ZM84 119H81V120H79V121H83ZM86 121H87V118L85 119ZM84 120V121H85ZM97 120V119H96ZM119 120H120V118H119ZM141 120V119H140ZM139 120V121H140ZM228 120V119H227ZM231 120H232V117H231ZM241 120H244V118L243 119H241ZM256 120H257V118H256ZM259 120V119H258ZM263 120V119H262ZM53 122V124H54V122H55V124H54V126H53V124H52V122ZM62 121V120H61ZM74 121V120H73ZM78 121V123L79 124H77L76 123V125H79V126H77L78 128H79V131L80 130H82V129H85V127H87L88 125H86L88 122H84V124H83V122H81L82 124H80V122ZM89 121H90V119H89ZM102 121V120H101ZM124 121V120H123ZM138 121V120H137ZM138 121V122H139ZM230 121V120H229ZM236 121V120H235ZM240 121V120H239ZM97 122V121H96ZM96 122H95V124H96ZM133 122V121H132ZM134 122H135V120H134ZM232 122V121H231ZM238 122V121H237ZM259 122H261V120L259 121ZM263 122V121H262ZM50 123L52 124L51 126H49L50 125ZM61 123V122H60ZM63 123V122H62ZM86 123V124H85ZM90 124L92 123V122H89ZM145 123H147V122H145ZM227 123V122H226ZM229 123V122H228ZM59 124V123H58ZM57 124V125H58ZM73 124V123H72ZM108 124V123H107ZM148 124V123H147ZM146 124V125H147ZM234 124H235V122H234ZM129 125V127H130V123L128 124ZM237 125H238V123H237ZM71 126H73V127H75V128H72ZM103 126V125H102ZM108 126V125H107ZM131 126H133V125H131ZM141 126V125H140ZM55 127V128H54ZM66 127V126H65ZM70 127L72 128V129H77V127L76 126H74V125H70ZM97 127V126H96ZM99 127V126H98ZM97 127V129L96 130H98L99 128ZM106 127V126H105ZM2 129H3V127H1ZM0 128V129H1ZM88 128H90V127H88ZM140 128V127H139ZM2 129H1V131H2ZM106 129H107V127H106ZM112 129V128H111ZM86 130V129H85ZM123 130V129H122ZM77 131V132H76ZM88 132H89V130H87ZM99 131H100V129H99ZM118 131V130H117ZM6 132V131H5ZM85 132V131H84ZM87 132V133H88ZM90 132H91V130H90ZM95 132V131H94ZM114 132H116L115 130H114ZM119 132V131H118ZM13 133V132H12ZM11 133V135H14V134H12ZM107 133H109V132H107ZM125 133V132H124ZM95 134V136H96V133H94ZM100 133H98L97 135H99ZM110 134V133H109ZM44 135L42 136V137H44ZM104 136H105V133L103 134ZM111 135V134H110ZM119 135V134H118ZM207 135H209V134H207ZM80 136V137H79ZM87 136H89V135H86V137ZM101 136V134L96 138V140H95V143H93V145L95 144V146L96 145H102V144H100V141L101 140H99V139H101V138H99ZM124 136V135H123ZM7 137H9V140H13V139H10V135H8ZM15 137V136H14ZM13 137V138H14ZM12 138V137H11ZM91 138V137H90ZM106 138V137H105ZM107 138H108V136H107ZM117 138V137H116ZM206 138H208V136L206 137ZM3 139H5V136H4V138H3V135L1 134V132H0V145H3L4 143H3V141H6V140H3ZM38 139H39V137H38ZM40 139H41V137H40ZM40 139L38 140V142L40 141ZM81 139H84V138H81ZM88 139H89V137H88ZM210 139V138H209ZM91 140H92V138H91ZM105 140V139H104ZM123 140V139H122ZM203 140V139H202ZM8 141V140H7ZM6 141V142H7ZM14 141V140H13ZM12 141V142H13ZM17 141V140H16ZM20 141V140H19ZM26 141V142H25ZM24 142H16V144H17V147H18V149H19V152H20V154L28 161L27 163H29V162H34L35 161V159L36 160H41V158L43 159V154L41 153L42 151H40L39 149H38V144L40 143H38L37 142V144L35 143V144H33V143H29V141H27V140H25ZM46 141V140H45ZM89 140H87V142H88ZM108 141V140H107ZM205 141V140H204ZM5 142V143H6ZM11 142V141H10ZM11 142V143H12ZM81 142V141H80ZM90 142V141H89ZM97 142V143H96ZM8 143V142H7ZM14 143H15V141H14ZM77 143H79V142H77ZM205 143H206V141H205ZM76 143H74V145H75ZM85 144V143H84ZM89 144V143H88ZM88 144H87V146H88ZM91 144V143H90ZM104 144V143H103ZM208 144V143H207ZM210 144V143H209ZM5 145V144H4ZM12 145V144H11ZM78 145V144H77ZM93 145L91 146H89V147H91L92 149H91V151L94 153L95 152V149L96 148H98V147H96V148H93ZM16 146V145H15ZM14 146V147H15ZM52 146V147H53ZM84 146V145H83ZM82 146V147H83ZM86 146V145H85ZM94 146V147H95ZM13 147V148H14ZM16 147V148H17ZM51 147V148H52ZM63 147V148H62ZM73 147V146H72ZM80 147V146H79ZM255 147V146H254ZM3 148H4V146H3ZM263 148V147H262ZM0 149L2 150V148H1V146H0ZM81 149V148H80ZM85 149V148H84ZM240 149V148H239ZM1 150H0V152H1ZM14 150V149H13ZM87 150V149H86ZM89 150V149H88ZM107 150V149H106ZM261 150V149H260ZM260 150H256L257 152H256V154L257 153H260L259 151ZM11 151V150H10ZM64 151V150H63ZM84 151V150H83ZM186 151V150H185ZM185 151H184V153H185ZM242 150H240V151H238V152H241ZM253 151V150H252ZM262 151V150H261ZM3 152V151H2ZM12 152V151H11ZM14 152V151H13ZM188 152V151H187ZM191 152V151H190ZM193 152V151H192ZM191 152V153H192ZM8 153V152H7ZM53 153H54V151H53ZM60 153H62V152H60ZM86 153H88L87 151H86ZM90 153V152H89ZM102 153V152H101ZM104 153V152H103ZM188 154H190L189 152H188ZM188 154H186L184 157H186ZM195 154V153H194ZM194 154H192V155H194ZM198 154V155H197ZM202 154V153H201ZM200 154V155H201ZM205 154V152H203V154H202V156H200L199 155V153H196L195 154V156H193V157H190L191 155H188L187 157L188 158H191V160H188V161H186V160H184V161H177L178 162V164H177V167H176V165H175V169L174 170H172L173 172H174V176L173 177H175V179H176V182L177 181H181L183 178H185V177H189V176H192V177H196V176H198L199 174H202V173H206V172H208V170L210 169V164H209V162L207 161V159L208 158H204V155ZM263 154V153H262ZM5 155V154H4ZM19 155V154H18ZM94 154H92L91 156H93ZM207 156H208V153L206 154ZM242 155H243V153H242ZM45 156V155H44ZM61 156H63L62 154H61ZM65 156V155H64ZM91 156L89 155V157L91 158ZM97 156H98V154H97ZM196 156H200L199 157V159H198V157H196ZM263 156H264V154H263ZM263 156H259V157H262V158H264ZM22 157V158H23ZM99 157V156H98ZM187 157H186V159H187ZM196 159H195V158ZM243 157V156H242ZM242 157H237V158H239L240 160L242 159ZM1 158V157H0ZM5 158V157H4ZM21 158V160L23 161V159ZM94 158V157H93ZM183 158V157H182ZM24 159V161H26ZM193 159V160H192ZM238 159V160H239ZM1 160H2V158H1ZM0 160V164H1V162L3 163V161H1ZM92 160V159H91ZM210 160V159H209ZM237 160V162L238 163H241V162H239ZM6 161V160H5ZM4 161V162H5ZM42 161V160H41ZM242 161V160H241ZM244 161V160H243ZM7 162V161H6ZM32 163H30V164H32ZM2 165V164H1ZM163 171V170H162ZM161 171V172H162ZM166 172V171H165ZM171 172V171H170ZM2 173V172H1ZM167 173V172H166ZM172 173V172H171ZM162 174V173H161ZM169 174V173H168ZM3 175V174H2ZM165 175V174H164ZM172 175V174H171ZM13 176V173L11 174V176H10V178H13V180L12 181H14V182H16L18 179H16V181L14 180L16 177L17 178H19V176H17L16 174H15V176L16 177H12ZM162 176V175H161ZM163 177V176H162ZM172 176H170V178H171ZM5 178V177H4ZM6 178H8V176L6 177ZM5 178V179H6ZM163 179H165V178H163ZM8 180V179H7ZM19 180H21L20 178H19ZM172 180H173V178H172ZM0 181H1V179H0ZM183 181H184V179H183ZM4 182V181H3ZM9 182H11L10 180H9ZM13 182V183H14ZM21 182V183H20ZM20 182H18L19 183V185H21L23 182L22 181H20ZM160 182V181H159ZM1 183V182H0ZM162 183V182H161ZM164 183V182H163ZM11 184V183H10ZM16 184H17V182H16ZM16 184L14 185V187L12 188V187H10L9 186V188H11L12 189V191H13V198L11 199V197L10 196H12V195H10V192L7 194V186L5 187V186H0V209H2V211H0V212H2V214L0 215V229L2 228V226H3V231H5V229L7 230V231H9L13 236H15V238H16V243H15V247L17 248V249H20V250H23L24 249V247H26L29 243L28 242H30L31 243V240H33V239H36V238H39V237H41V239H43V238H46L45 236L46 235H44V234H42L43 233V230L41 231V230H39V229H37L36 228V226L34 227V231H32L31 230V232L29 233V236L27 237V238H25V237H22V235H19V231L17 230V227H16V225H15V223H14V220H13V218H12V216H11V214H10V212L7 210L8 208H7V205H8V207H10L11 205H13V204H15L16 202H20V199H21V197H24L25 196V194H26V192H24V187H22V185H21V187L20 188H22V189H18V186H16ZM157 184H158V182H157ZM156 184V185H157ZM9 185V184H8ZM18 185V184H17ZM55 186V189L56 190H58V191H60V190H62L61 188H59L58 186H56L57 185V183L56 184H54ZM162 185V184H161ZM12 186V185H11ZM23 186H26V185H23ZM27 187V186H26ZM26 189V188H25ZM21 190H23V192H24V195L22 196L21 195V193H20V191ZM11 191V190H10ZM63 191V190H62ZM22 192V191H21ZM22 192V193H23ZM65 192V191H64ZM20 193V194H19ZM66 193V192H65ZM69 193V192H68ZM68 193H66L67 195H69V198H71L72 200H75V199H73V198H77V196H78V198L80 197V198H82L81 197V195H80V193L76 190L75 191V193H71V196H70V193L68 194ZM65 194V195H66ZM73 194V195H72ZM75 194H76V196H75ZM66 195V196H67ZM260 195V194H259ZM259 195H258V197H259ZM72 196H74L73 198H72ZM262 196V195H261ZM260 196V197H261ZM26 197V196H25ZM118 197V196H117ZM114 198V197H113ZM119 198V197H118ZM256 199V198H255ZM254 199V200H255ZM13 200V201H12ZM35 201H36V198L34 199ZM34 200L32 199V202H34ZM82 200V199H81ZM114 200V199H113ZM125 200V199H124ZM177 200H178V202H176L175 200V202H172V205H179V207H181V209L184 211V214H186V216H187V218H186V220L189 218V220H188V222L190 221V219H192L190 222L191 223H193L194 222V220H196L195 222H194V224L193 225H191V223H190V232H188V230H187V234L189 235V237H191V238H195V237H198V236H202V237H208V236H213V238H211V239H214V236H215V239H217V240H219V242L221 241V244L223 243V245L228 249V250H230V251H234V250H237V249H239L240 247H239V245L241 246V244L243 243V242H245V244L247 245V243L246 242H248V244L250 245V243H251V245L253 244V246L255 247V246H258V245H256L257 243H256V241H257V239H258V237L259 236H257V235H261L260 233L262 232H264L263 231V228H264V212H262V211H264V209L262 210V209H260L259 211H261L259 214L256 212V214H253V216L252 217H255V218H252V221H247V222H245V223H243V225H242V221H241V224L240 225H242L241 227L240 226H238V229H236L235 230V228H234V230H233V228H232V232L231 233H226V232H224L225 230V228L223 229L224 231H221L222 229V227H220V221L221 220H223L219 215H221V214H224V213H216L215 214V220L216 221H212V220H214L213 219V216H212V220L210 219H208V213L206 214L208 217H202L201 215H200V213H198L199 212V210L200 209H198L197 211L198 212H196L195 210L198 208V206L196 207V208H194L195 206H194V204H196L195 203V201L194 200H192L191 198H187V197H183V199H182V197L179 199V198H177ZM180 200V201H179ZM261 200V199H260ZM264 200V199H263ZM77 201V200H76ZM79 201V200H78ZM119 201V200H118ZM122 201H123V199H122ZM128 201V200H127ZM130 201V200H129ZM173 201V200H172ZM262 201V200H261ZM260 201V202H261ZM38 202V204L40 203L39 202V200L37 201ZM83 202V201H82ZM114 202H116V199H115V201ZM113 202V203H114ZM20 203H22V201L20 202ZM31 203V202H30ZM67 203V202H66ZM84 203V202H83ZM125 203H126V201H125ZM129 203V202H128ZM154 203V202H153ZM159 203V202H158ZM163 203V202H162ZM256 203V202H255ZM263 203V202H262ZM37 204V205H38ZM110 205H111V203H109ZM118 204V203H117ZM251 204V203H250ZM32 205V204H31ZM34 205V204H33ZM72 205V204H71ZM83 205V204H82ZM86 205V204H85ZM108 205V204H107ZM113 205V204H112ZM116 204H114V206H115ZM119 205H122L121 203L119 204ZM155 205V204H154ZM158 205V204H157ZM168 205V204H167ZM222 205H226V203L225 204H222ZM234 205V204H233ZM232 205V206H233ZM243 205L244 204H236L235 206H233V210L235 211V210H237V209H240L241 208V210L243 209H246L245 208V206L243 207ZM253 205H255V204H253ZM257 205V204H256ZM259 206H261L260 204H258ZM36 205H34V207H35ZM104 206V205H103ZM166 206V205H165ZM194 206V207H193ZM241 206V207H240ZM247 206V205H246ZM24 207H27V206H25L24 205ZM29 207V206H28ZM39 207V206H38ZM87 207V206H86ZM119 206H117L116 208H118ZM121 207H124V208H126L127 209V211L129 210V213H131V206L129 205V204H124L123 203V206H121ZM121 207L119 208V210H121L122 211V214H124V212H123V208L121 209ZM153 207V206H152ZM177 207V206H176ZM179 207H177V208H179ZM253 207V206H252ZM10 208H12V207H10ZM36 208V207H35ZM112 208H113V206H112ZM112 208H110V209H112ZM115 208V207H114ZM151 208V207H150ZM159 208H161V207H159ZM158 208V209H159ZM168 208V207H167ZM231 208V207H230ZM259 208V207H258ZM258 208H257V210H258ZM261 208V207H260ZM18 209V208H17ZM31 209H32V207H31ZM39 208H37V209H34L33 211H35V213H37L38 214V212L36 211V210H38ZM132 209H133V207H132ZM136 209H137V207H136ZM161 209H163V207L161 208ZM160 209V210H161ZM164 209H165V207H164ZM170 209H172L171 207H170ZM176 209V208H175ZM195 209V210H194ZM209 209V208H208ZM118 209H116L115 210V212L117 211ZM131 210V211H130ZM135 210V209H134ZM153 210V209H152ZM181 210V211H182ZM211 210V209H210ZM224 210H225V207H224ZM230 210H232V209H230ZM233 210H232V212H233ZM17 211V210H16ZM19 211V210H18ZM25 211V210H24ZM113 212H114V210H112ZM124 211H126L125 209H124ZM139 211V210H138ZM159 211V210H158ZM162 211H164L165 212V210H162ZM174 212H175V210H173ZM182 211V212H183ZM212 211H214V210H212ZM218 211V210H217ZM239 211V210H238ZM245 211V214H246V210H244ZM250 211V210H249ZM249 211H248V213H249ZM140 212V211H139ZM152 212V211H151ZM201 212V211H200ZM207 212V211H206ZM210 212V211H209ZM216 212V211H215ZM240 212V211H239ZM250 212H252V211H250ZM12 213V212H11ZM34 213V214H35ZM55 213V212H54ZM54 213H53V215H54ZM119 213V212H118ZM126 213V212H125ZM133 213V212H132ZM160 214H159V216L161 215V214H164V213H161V212H159ZM167 213V212H166ZM166 213L164 214V215H166ZM214 213V212H213ZM241 213H243V212H241ZM247 213V214H248ZM121 214V213H120ZM133 214H135V213H133ZM140 214V213H139ZM143 214V213H142ZM149 214H150V211H149ZM177 214H179L178 212H177ZM184 214H183V221H184ZM202 214H204L203 213V211H202ZM212 214V213H211ZM235 214H237V213H235ZM244 214V215H245ZM251 214V213H250ZM250 214H248L249 216H250ZM50 215H51V213H50ZM60 215V214H59ZM116 215V214H115ZM127 215V214H126ZM125 215V216H126ZM141 215V214H140ZM140 215H139V218H144V217H140ZM144 216H146L145 218H147V217H149V216H147V215H145V214H143ZM142 215V216H143ZM182 215V214H181ZM210 215V214H209ZM214 215V214H213ZM229 215V214H228ZM228 215H226V217L228 216ZM241 215V214H240ZM243 215V216H244ZM248 215H245V216H248ZM131 216V215H130ZM136 216H138V213H137V215ZM153 216V215H152ZM180 216V215H179ZM224 216V215H223ZM251 216H250V218H251ZM31 217H32V214H31ZM49 217V216H48ZM51 217V216H50ZM56 217V215L54 216V218ZM211 217V216H210ZM230 217V216H229ZM229 217H228V219H229ZM53 218V219H54ZM133 218V217H132ZM135 218V217H134ZM151 217H149V218H147V219H150ZM182 218V217H181ZM223 218H225V216L223 217ZM239 218H240V216H239ZM246 218V217H245ZM129 219V218H128ZM231 219V218H230ZM236 219V218H235ZM243 219V218H242ZM30 220V219H29ZM35 220V219H34ZM57 220V219H56ZM140 220V219H139ZM185 220V221H186ZM202 220H204V222H202ZM19 221V220H18ZM143 221H145V223H147V220L145 219V220H143ZM149 221V220H148ZM157 221V220H156ZM182 221V222H183ZM193 221V222H192ZM224 221V220H223ZM236 221V220H235ZM234 221V222H235ZM244 221H245V219H244ZM32 222V221H31ZM36 222H38V221H36ZM142 221H140V223H141ZM150 222H151V220H150ZM181 222V223H182ZM228 222V221H227ZM226 222V223H227ZM33 223V222H32ZM143 223V222H142ZM180 223V224H181ZM183 223H186V222H183ZM189 223L187 224H184V225H189ZM237 223V222H236ZM52 224V223H51ZM91 224H92V222H91ZM94 224V223H93ZM92 224V225H93ZM179 224V226H180V228H182L181 227V225ZM37 225V224H36ZM50 225V224H49ZM59 225V224H58ZM91 225V226H92ZM148 225V224H147ZM155 225V224H154ZM217 225H219V227H220V229H219V227H217ZM231 225H232V223H231ZM238 225H239V223H238ZM19 226V225H18ZM20 226H21V224H20ZM31 226V225H30ZM33 226V225H32ZM55 226V225H54ZM151 226V225H150ZM178 226V225H177ZM235 226V225H234ZM57 227V226H56ZM95 227V226H94ZM157 227V226H156ZM156 227L154 226V228H155V230H156ZM232 227V226H231ZM230 227V228H231ZM5 228V229H4ZM179 228V227H178ZM179 228V229H180ZM188 227H186V229H187ZM218 228V229H217ZM229 228V227H228ZM239 228H241V229H239ZM183 229V228H182ZM57 230V229H56ZM85 230V229H84ZM152 230H153V228H152ZM151 230V231H152ZM230 230V229H229ZM2 231V232H3ZM23 231V230H22ZM55 230H53V232H54ZM59 231V230H58ZM145 231V230H144ZM148 231V230H147ZM150 231V232H151ZM176 231H177V229H176ZM183 231V230H182ZM228 231V230H227ZM0 232H1V230H0ZM2 232H1V234H2ZM21 232V231H20ZM24 232H25V230H24ZM149 232V231H148ZM155 232V231H154ZM8 233V232H7ZM158 233V232H157ZM176 233V232H175ZM181 233V232H180ZM179 233V234H180ZM22 234V233H21ZM25 234H27V233H25ZM146 234H148V233H146ZM150 234V233H149ZM153 234V233H152ZM177 234H178V232H177ZM176 234V235H177ZM186 234V233H185ZM50 235V234H49ZM151 235V234H150ZM182 235V234H181ZM20 236V237H19ZM187 236V235H186ZM217 236V237H216ZM264 236V235H263ZM86 237H87V235H86ZM89 237V236H88ZM160 237V236H159ZM219 237V238H218ZM48 238V237H47ZM51 238V237H50ZM148 238L149 237H147V240H148ZM150 238H151V236H150ZM173 238H175V235H174V237ZM177 238V237H176ZM179 238V237H178ZM182 238H184V236L182 237ZM191 238H189V245H188V247H187V249L186 248H184V247H182L183 249H185V250H182V248L180 249V248H177V250H179L176 254L175 253H173V255H172V257H168L167 259L168 260H170L171 259V263L172 264H204V260L202 259L201 260V258L198 256H196V254L197 253H199V255L201 256V254L202 253H200V249H197V247H196V245H195V243H193V242H195V241H192L191 240ZM193 238V239H194ZM260 238H262V237H260ZM82 239H83V237H82ZM144 239H146V238H144ZM160 239V238H159ZM158 239V240H159ZM180 239V238H179ZM208 239V238H207ZM54 240V239H53ZM94 242H95V239L93 238L92 239ZM183 240V239H182ZM263 240V239H262ZM261 240V241H262ZM34 241V240H33ZM41 241V240H40ZM87 241V240H86ZM97 241V240H96ZM154 241V240H153ZM185 241V240H184ZM188 241V240H187ZM1 242V241H0ZM15 242V241H14ZM13 242V243H14ZM37 242H38V240H37ZM48 242H50V241H48ZM47 242V243H48ZM79 242V241H78ZM148 242H150V241H148ZM155 242V241H154ZM216 242V241H215ZM240 242H242V243H240ZM9 243H10V241H9ZM27 243V245L25 246V244ZM83 243V242H82ZM88 243V242H87ZM171 243V242H170ZM174 243V242H173ZM179 243V242H178ZM182 243V242H181ZM217 243V242H216ZM71 244V243H70ZM85 244V243H84ZM104 244V243H103ZM155 244V243H154ZM184 244V243H183ZM187 244V243H186ZM185 244V245H186ZM239 244V245H238ZM244 244V245H245ZM160 245V244H159ZM184 245V246H185ZM215 245V244H214ZM219 245V244H218ZM249 245H247V246H249ZM263 245V244H262ZM147 246V245H146ZM199 246V245H198ZM242 246H243V244H242ZM246 246V247H247ZM253 246H251V247H253ZM259 246H260V244H259ZM89 247V246H88ZM130 247V246H129ZM145 247V246H144ZM151 247V246H150ZM216 247V246H215ZM239 247V248H238ZM251 247H249V248H251ZM263 247V246H262ZM53 248V247H52ZM86 248V247H85ZM97 248V247H96ZM162 248V247H161ZM169 248V247H168ZM171 249L173 248V247H170ZM244 248V247H243ZM82 249H83V247H82ZM100 249V248H99ZM121 249V248H120ZM145 249V248H144ZM147 249V248H146ZM160 249V248H159ZM175 249H176V247H175ZM174 249V250H175ZM258 249H260L259 247L256 249V247H255V250H257V251H254L253 253H252V251L254 250V249H252V251L250 252L249 250H248V252H250V253H248L247 252V254H249V255H247L246 254V252L244 253V256L243 257H241V258H246V259H244L243 261H241L242 262V264H257L258 263V259L260 260L259 262L260 263H258V264H264L263 263V261L264 260H261L262 258L260 257V258H256V256H261V255H259V254H261V253H259L258 255L256 254V252L258 253L260 250H258ZM9 250V249H8ZM52 250V249H51ZM92 250V249H91ZM161 250V249H160ZM164 250V249H163ZM162 250V251H163ZM169 250V249H168ZM197 250H199L197 253H196V251ZM240 250V249H239ZM238 250V251H239ZM13 251V250H12ZM88 251H90V250H88ZM117 251V250H116ZM241 251V250H240ZM4 252V251H3ZM92 252V251H91ZM134 252V251H133ZM154 252V251H153ZM157 252V251H156ZM164 252V251H163ZM167 252V251H166ZM175 252V251H174ZM204 252V251H203ZM236 252V251H235ZM243 252L244 251H242V253L241 252H239V254L240 255H243ZM21 253V252H20ZM121 253H123V252H121ZM131 253V252H130ZM159 253H160V251H159ZM167 253H169V252H167ZM167 253L165 254V256L167 255ZM172 253V252H171ZM263 253H264V251H263ZM106 254V253H105ZM135 254V253H134ZM175 254V255H174ZM14 255V254H13ZM12 255V256H13ZM239 255V256H240ZM245 255H247V256H245ZM203 256V255H202ZM232 256V255H231ZM238 256V255H237ZM14 257V256H13ZM12 257V258H13ZM204 257V256H203ZM230 257V256H229ZM233 257V256H232ZM231 257V258H232ZM263 257V256H262ZM52 258V257H51ZM87 258V257H86ZM237 258V257H236ZM121 259V258H120ZM234 259V258H233ZM238 259V258H237ZM19 260V259H18ZM53 260V259H52ZM119 260V259H118ZM239 260V259H238ZM113 261H114V259H113ZM120 261V260H119ZM121 261H122V259H121ZM136 261V260H135ZM237 261V260H236ZM262 261V262H261ZM209 262V261H208ZM208 262H207V264H208ZM241 262L239 263V264H241ZM132 263H134V262H132ZM139 263V262H138ZM237 264H238V261L236 262ZM120 264V263H119ZM137 264V263H136ZM165 264V263H164ZM205 264H206V262H205ZM227 264H228V262H227ZM232 264V263H231Z\"/></svg>",
	"mask_w": 264,
	"mask_h": 264
}]
</instances>
